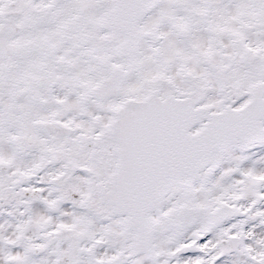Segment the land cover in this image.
<instances>
[{"label": "snow or ice", "instance_id": "6c2138e0", "mask_svg": "<svg viewBox=\"0 0 264 264\" xmlns=\"http://www.w3.org/2000/svg\"><path fill=\"white\" fill-rule=\"evenodd\" d=\"M0 264H264V0H0Z\"/></svg>", "mask_w": 264, "mask_h": 264}]
</instances>
